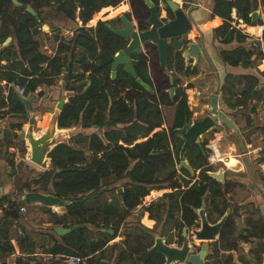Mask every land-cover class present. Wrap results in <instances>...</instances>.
Listing matches in <instances>:
<instances>
[{
	"label": "trees",
	"instance_id": "obj_1",
	"mask_svg": "<svg viewBox=\"0 0 264 264\" xmlns=\"http://www.w3.org/2000/svg\"><path fill=\"white\" fill-rule=\"evenodd\" d=\"M123 1L16 0L14 3L13 0H0V43L11 38L6 46L0 48V82L23 85L25 93L22 96L27 97L42 85L56 84L58 76L64 72V89L73 93L62 106L58 127L68 128L81 123L82 128L94 127L102 131L100 134L79 133L72 136L68 144H58L49 153L51 166L48 170L31 180L22 182L20 177H16L13 182L18 192L24 189L42 192L67 202L64 214L48 211L54 224L64 227L86 225L63 235H58L50 227L53 245L47 253L52 257L44 264H63L66 256L71 255L81 258L79 264H164V257L159 251L149 250L154 242L152 233L163 237L164 231L148 228L143 226L144 223H152L155 219L163 222V229L175 228L182 233L184 227L189 230L198 226L196 210L203 202L207 218L212 223L230 210L218 239L207 243L203 264H209L214 257L218 259L220 249L228 253L220 256L219 264H250L244 258H236L235 252L239 247L231 239L238 208L231 207L222 182L209 174L217 172L221 166V162H208L209 144L215 140L213 132L202 137L201 146L205 154L196 143L190 144L185 151V159L193 174L185 168L180 169V175L176 174L175 166L179 163L183 139L174 129L180 128L185 118L190 123L192 116L184 92L192 85L188 83L185 88L182 87L183 82L177 74L187 78L198 74L197 65H184L182 52L188 41H170L164 67L153 45H147L146 54L153 53L157 58V89L149 74L147 55L131 54L136 76L151 87L150 93L122 65L116 67L114 78L110 77L113 56L125 48L127 41L109 31L105 24L115 27L113 22L120 21V16L100 20L94 27L85 26L102 8H116L125 3ZM151 1L158 10L159 0ZM162 1L165 4L166 0ZM128 3L131 12L123 14L127 18L132 14L139 23L138 27H145L149 8L143 0H128ZM259 5H264V0H213L211 17L218 16L223 20L221 25L213 28L214 36L223 44L233 41L245 43L248 35L236 27L238 22L232 18V11H235L237 19L250 25V13ZM27 6L35 11L36 16L26 10ZM165 10L167 18L172 19L173 13L168 6ZM49 12L61 14L66 21L78 18L82 24L74 28L70 38L54 36L56 47L53 54L42 50L41 41L37 38L40 31L49 26L46 17ZM256 24H262V20L256 19L253 25ZM48 28L51 30L54 27ZM257 44L252 43L250 48L238 46L220 51L221 60L232 67L252 68L263 56ZM2 61L5 63L2 64ZM259 84V78L253 74L225 73L220 83L223 104L228 109L240 107L246 110L252 102L249 112H253V101L264 96V88H260ZM171 87L174 88L172 96L169 94ZM2 90L0 85V92ZM42 94V91L37 92L38 96ZM22 96L9 87L7 100L0 97V119L7 113L26 118ZM188 100H192L191 94H188ZM7 103L11 107L2 111ZM161 107L170 117L163 115ZM244 117L249 122V114ZM164 123L167 127L161 128ZM20 125L14 124L11 129H20ZM156 128L160 129L154 131ZM138 139L143 140L135 142ZM9 147H12L9 141L5 145L0 143V155L4 153L9 165L13 166V154L8 151ZM21 153L23 157L24 146ZM260 162H264V157ZM20 166L22 162H19ZM228 174L234 172L225 170L223 178ZM118 188H122L121 193H115ZM153 189L172 191L164 192L156 202L141 205L142 199ZM5 199L0 197V204ZM7 203L11 209H16L23 201L8 200ZM138 205H141L138 217L143 215V225L136 224L131 231L129 237L133 243L114 242L106 246L107 242L119 236V226ZM144 212H148L149 216ZM9 225V222L0 225V233L5 239L0 244V253H13L10 240L14 238L20 252L26 254L25 259L18 258L15 264H27L35 257L32 256L36 244L34 234L21 226V233L12 238L8 235ZM109 229L112 234L108 233ZM238 239L243 242L258 240L257 246L249 253L255 256L254 264H264V218L257 206L245 217V227Z\"/></svg>",
	"mask_w": 264,
	"mask_h": 264
},
{
	"label": "water",
	"instance_id": "obj_2",
	"mask_svg": "<svg viewBox=\"0 0 264 264\" xmlns=\"http://www.w3.org/2000/svg\"><path fill=\"white\" fill-rule=\"evenodd\" d=\"M143 1L150 10L149 16H147L144 20L146 25L144 29H139L137 19L134 17L132 20L128 19L124 14L120 16L121 23L119 26L112 27L110 24H105V27L112 33L122 36L127 41L125 48L123 50H119L113 56L110 77L114 78L116 67L118 65H122L123 69L134 77L138 84L151 93V87L136 76L135 70L132 66L131 54L144 53L147 45L151 44L156 47L159 62L161 66L164 67L166 63L167 46L170 41L172 39H183V37L191 31L193 26H196V23L192 16L193 7L191 6L187 10H184L183 5H179L173 0H166L165 4H163V6H158L159 9L157 10L155 4L151 0ZM13 2L16 3V0H13ZM190 2H196V0H184V4H188ZM165 6H168L170 11L173 13L172 19L167 18ZM162 7H164V15L161 11ZM26 10L36 16L35 11L30 6H27ZM250 18L251 23H254L255 20L259 18V10H253L250 13ZM184 39L186 38L184 37ZM192 39L190 38V41L187 42L185 48L183 49L182 56L192 58L194 65H196L199 56L202 52H205V48L202 40L198 43ZM10 40L11 38L8 37L6 42L3 43V46H6ZM173 90L174 88L172 87L169 89L170 96L173 95ZM34 97V95H30L27 98H21L25 108L28 125L26 129H21L19 131L18 137L25 142V160L41 170L46 171L51 166V159L49 157L51 150L58 144H68L69 139L72 136L79 134V132L75 133V130L72 129L73 126L68 128L58 127L57 121L59 113L63 104L67 101H59L55 110L48 109V114L43 121V128L41 130H35V120L30 115ZM218 98L219 96L217 93L211 94L209 102L210 114L199 120L191 121L190 123H188L185 118L182 126L174 129V131L183 139V144L179 151V163L177 165L178 170L185 168L193 174V169L189 166L184 156L188 146L192 143H196L204 153L201 146L204 134L210 133L213 129H217L216 124L220 122L226 124L227 126H232L225 115L219 112ZM78 124L81 125V123H77L76 125ZM209 174L218 181H223L222 170L209 172ZM121 191L122 188H120L118 192L121 193ZM20 199L26 204L38 203L49 207L65 203V201L57 196L37 191L24 192L21 194ZM196 213L198 215L200 226L199 228L194 227L190 230V237L198 239L200 242H205L201 246L198 253H193V249L190 247L186 227L182 229L183 238L182 244L179 247L166 243L163 240V237L156 233L152 235L154 242L149 250L159 251L164 257V264H177L185 261L191 262L192 264L204 263L208 250L207 242L218 239L222 225L229 214V210H226L224 215L215 223L209 222L204 202L201 207L196 210ZM81 227H84V225L75 224L70 227L57 226L54 228V231L58 235H63ZM108 233L112 234V230L109 229Z\"/></svg>",
	"mask_w": 264,
	"mask_h": 264
},
{
	"label": "rangeland",
	"instance_id": "obj_3",
	"mask_svg": "<svg viewBox=\"0 0 264 264\" xmlns=\"http://www.w3.org/2000/svg\"><path fill=\"white\" fill-rule=\"evenodd\" d=\"M123 2H125L129 8V10L127 12H131L129 4H128V0H124ZM183 1L178 2L179 5H183V7L187 6L186 4L183 3ZM202 2L204 4H209L210 2L213 3V0H202ZM163 2H162V6H163ZM120 6V5H119ZM164 15V14H163ZM47 20L49 22V26H53L54 28H52L51 30L48 28L49 26L47 25L46 28H43L40 31V34L37 36V38H39V40L41 41V48L43 50H46L48 53L52 54L54 52L55 46H56V42L54 40V34H58V36H69L66 34L65 29H68L69 31H73V28L75 26V22L76 21H66L64 20V18L61 16V14L55 13V12H49L47 14ZM93 17V16H92ZM116 17V16H115ZM114 18V17H112ZM93 19V18H92ZM107 19H111V18H103V19H96V22L94 25H92V27H94L98 21H104ZM90 22L86 23V26L89 27ZM249 35V34H248ZM249 43L246 45L247 48H250V46L252 45V43H259L260 44V48L262 50V46L260 41H258V39L254 36H249V40H247ZM6 40L3 42L5 43ZM10 42V41H9ZM260 50V51H261ZM152 54V55H151ZM148 54V65H149V70H150V75L152 76L153 82L155 84V87L157 89V65L156 64V55H154L153 53ZM184 58V65H191L194 66L193 63V59H191L190 57H183ZM220 54H219V62H222V60L220 59ZM188 59V60H186ZM191 61V62H190ZM152 62L154 65H152ZM260 60H258L255 63V66L258 65L257 70L259 71L260 69L263 68V65L261 67H259L260 65ZM207 72L210 71V73L208 75H202V78H198V76L196 75L195 77L197 79L191 81V85L193 87L194 93L190 92L189 94L192 95V100L189 101L188 100V94L186 93V98H187V104L189 106V109L192 110V116H191V121H195V120H199L201 118H203L204 116L210 114V106H209V102H210V96L212 93H214V89L217 86V81H218V77L219 79L222 77V73L223 71H220L218 69H216L215 71L213 66H209L204 68ZM202 71V68H199V72ZM204 73V72H202ZM64 72L58 76L57 78V82L56 84H54L52 87L50 86L48 88V86H42V92L43 94L38 96L37 92L39 91V89H37L35 91L34 95V99L32 101V107L30 110V115L34 118L35 120V125H34V129L35 130H41L43 128V121L46 117V115L48 114V109H52L55 110L56 106L58 104L59 101H67L68 97L73 93L72 91H67L64 89L65 86V82L63 81L64 79ZM192 77H184L182 74H180V79L182 80L183 84L182 87L185 88L186 84H187V80L191 79ZM170 80L172 79L171 77L169 78ZM207 83L209 84L208 87ZM219 104H218V110L220 113L224 114L225 117L228 119L229 123L232 125L227 126L224 123H218L216 124V128L217 129H213L211 132H213V137L215 138L214 142L210 143V144H214V147L218 148L219 151L221 152H227L230 151L231 153H233V155L237 156L241 165L244 167L245 176L242 175H238V173H235L234 175L229 174L228 176H226L223 181H222V187L225 189L226 192V198H228L231 202V207L233 208H238L239 212L241 214H238L235 216V230L234 233L231 237V239L235 240L237 242V244H241L240 240L238 239L240 232L243 231V226H244V210L246 209H239V203L238 201L241 200L242 196H244L245 194H247V192L242 191L241 194H237V191L240 190V187L238 186L240 183L237 182V180L239 179H247V180H255L258 182H262V188H264V162H260V159L262 157H264V128L259 127V120L257 117V113L255 114L256 116L254 117H249V122H246L244 115L249 113V109L250 106L252 104V102H250L248 104V108L246 110L238 107L234 110L232 109H228L222 102L221 99V92L219 91ZM260 104V103H259ZM258 104V108H260V110L263 107V105H259ZM162 109V113L165 117H167V111L165 110V108L161 107ZM39 112V115H37L35 117V114ZM168 117H170V115H168ZM24 120L26 118H23ZM167 125L164 123L161 128H166ZM73 130H75L76 132L82 133V134H89V133H101L102 131H99L98 129L92 127L89 129H85L82 128L81 125H76L72 127ZM157 129L160 128H156L154 131H156ZM218 130V131H217ZM153 131V132H154ZM216 131V132H215ZM152 133V132H151ZM150 133V134H151ZM19 138V137H18ZM20 139V138H19ZM143 139H138L135 142H139ZM70 141V139H69ZM17 144L16 146V151L19 154V150L21 148V142L18 141V139L16 138V142ZM209 144V146H210ZM25 146V145H24ZM209 157H208V162L210 164H218V162H221V166L219 167L218 170H222L224 171L225 169H227V167L224 165V163L222 161H211V156L213 154V150L212 147H210L209 150ZM15 157V155H14ZM25 158V156H24ZM227 163L228 167H235L239 164V162H235L233 159H230V157H228L227 160H225ZM232 161V162H231ZM30 165H32L33 167H30L28 165H22L16 169H11V173H13V180L16 181V177H20L22 179V182L25 180H31L32 178H35L38 174L42 173L43 170H41L40 168L34 166L33 164L30 163ZM248 168V169H247ZM175 170H176V174L180 175L181 171L177 169V165L175 166ZM120 188H118L115 193H119ZM172 191L171 189H160V190H150L149 192V197L148 198H143L142 199V204L144 206H147L151 201L156 202L158 200V198L164 193V192H170ZM141 205H138L137 209L134 210L128 217H126L124 219V224L119 226V231H118V235L120 237V239H116L117 241L120 240V242H125V243H133V239L130 236L131 231H133L134 226L136 224H142L141 223V217H138V213H139V208ZM244 205H241V207ZM230 212V210H229ZM214 218V217H213ZM198 226L196 228H199L200 224H199V219H198ZM154 221L152 223H148L145 222L143 226L146 227H153L154 225ZM212 223V222H211ZM163 222L161 221H157V223L155 224V229L156 230H162L164 231V236H163V240L165 242H170L168 244L172 245V246H181L182 244V233H180V231L178 229H169V228H164L162 226ZM172 225V223H171ZM190 230H187V235L189 236V244L190 247L193 249V253H198L199 252V247L201 245L202 242H200V240L198 239H193L190 237ZM158 234V233H156ZM122 240V241H121ZM126 240V241H124ZM212 241H208L207 243H211ZM125 243H121L122 245ZM250 246V245H249ZM242 251L246 252L245 250L248 248V246H241ZM228 253V251H225L223 249H220L217 256L219 257L217 259V257H214L212 259H210V261L216 262L215 264H218L219 261L221 260L222 257H220L221 255H226ZM240 253V251H237L236 254L238 255ZM177 264H188L187 261L182 262V263H177Z\"/></svg>",
	"mask_w": 264,
	"mask_h": 264
},
{
	"label": "crops",
	"instance_id": "obj_4",
	"mask_svg": "<svg viewBox=\"0 0 264 264\" xmlns=\"http://www.w3.org/2000/svg\"><path fill=\"white\" fill-rule=\"evenodd\" d=\"M173 1H175V0H173ZM181 1H183V0H181ZM162 2H163L162 0H159L158 6H162L161 5ZM175 2H177V1H175ZM123 4L126 6V10L119 11L118 13H116L112 17L121 16L123 13H126L129 10L127 4L126 3H123ZM186 5L187 6L183 7L184 10H187L190 6L193 7L192 16L195 20L196 26H193L191 31L187 35L184 36L186 39H184V37H183V39H181V40L190 41V38L192 39L194 37L192 40H194L198 43L200 42V40H202L204 48H205V52H202V54L199 56L198 62L196 64L197 68H198V74H199V76L197 74L198 78H202L203 74L208 75L210 73V71L207 72L204 69L205 67H208V65H209V66H213V68H214L213 71H215L216 69H218L219 72L223 71L222 77L224 76L225 73L253 74L259 78V82H260L259 87L264 88V71H263V69H264V58H263L264 54L263 53H262L263 56L260 59L261 62L259 65V67H261L263 65V68L260 69L259 71L257 70L258 65H256V67H252V68H243L241 66L232 67V66L224 64L223 62H219V59H218L220 51L231 50V49L238 47V46H246L249 43L247 41V40H249V36L256 37L258 35V33L261 29L260 28L261 25H264V5H259L257 7V9H255V10H259V19L262 20V24L253 25L254 23H251L250 25H248V24L244 23L241 19H237L235 11L234 10L232 11V18L235 19V21L237 20V22H238L236 27L239 28L244 34H247V35L249 34V35H248V38H247L245 43H237L236 41H233L229 44L220 43L219 42L220 39L215 37L213 34V28L221 25L223 20L218 16L211 17V7H212L211 2L209 4H204L202 2V0H196V2H190ZM108 7H109L107 9L108 11L105 12L98 19L112 18V17H109V15L111 13H113L114 11H117V9H119V7H116V8H113L111 6H108ZM161 11H162V14H164V12H165L164 7L161 8ZM75 21L76 22H75L74 28L82 25L81 21L78 18H76ZM95 22L93 24H90V26L94 25ZM74 28H73V30H74ZM65 32L69 36L68 37L67 36H61V37L70 38L73 34L72 30L69 31L68 29H65ZM55 35H58V34H54V36ZM188 38H189V40H188ZM257 47H258V49L261 50L259 43L257 44ZM261 52H262V50H261ZM186 60H188V59H186ZM1 63L4 64L5 61H2ZM193 63H194V61H193ZM200 67L202 68V71L199 72ZM202 72H204V73H202ZM177 75L180 77V74H177ZM222 77L220 79L218 77L217 86L214 89V93H217L218 96H219L218 92L220 91V83H221ZM195 79H197V78L195 76H192L191 79L187 80V84L191 83V81H193ZM0 85L2 86V89H3L2 92H0V97H3L4 100H7L8 89H9V87H13V85L7 84L5 81H1ZM42 86H44V87L48 86V88H49L50 86L52 87L53 85H42ZM42 86L38 87L37 89H39V91H42V89H43V88L41 89ZM208 86H209V84L207 83L206 87H208ZM189 90L194 93L193 87L186 88L185 92H187V94H189ZM27 97L22 96V98H27ZM261 101H262V103H261ZM254 103H255V109L253 112L248 113L249 117L251 119V117L256 116L255 114L257 113L256 118L260 119L258 125H259V127L264 128V108H262L261 110H260V108H258L259 103H260L259 105H263V107H264V96L262 98H260L258 101H253V104ZM218 104H219V100H218ZM10 107H11V104L7 103L1 110L2 111L8 110V108H10ZM37 115H39V112L35 114V117ZM14 124H21L20 129H17V128L11 129ZM27 125H28L27 119L24 120L22 117L14 114V113L4 114L3 117L0 119V143L5 145L6 142H8V141L11 142L12 147H9L8 151L13 154V157H12L13 166L9 165V162H8L4 153H2L0 155V197L4 196L6 198L5 201L2 204H0V225H2L3 223H6V222L10 223V225L8 226V235L12 238L18 236L19 233H21V228H20L21 226H24L25 228H27L28 230L33 232L34 240H35L36 244L34 247L35 252L32 254V256H35V257H32L30 260H28L27 264H44L45 261H47L49 258L52 257L51 254L47 253L48 249L53 245V242L50 240L49 228L52 227L54 229L57 226L64 227L62 225L54 224L53 219L50 217L48 211H50L51 213H57L59 215L64 214L66 212V203L67 202L64 204H59L56 206L49 207V206H44V205H41L38 203L26 204L23 201V203H19V205L16 209H11L9 207V205L7 203L8 200H15L17 202H20V201H22L20 199L21 194H23L24 192H27V190H25V189L22 192L17 191L16 186L13 184V182H14L13 173H11L10 170L13 168L14 169L18 168L19 162H22V165H28L30 167H33L32 165H30V163H28V161L25 160L24 156L23 157L21 156L22 155L21 148L24 146L25 142L17 137L19 134V131L21 129H26ZM14 135H17V136H14ZM263 135H264V133H263ZM16 138L18 139V141L21 142V145H22L20 150H19V154L16 151V146H17V144L15 143ZM14 155H15V157H14ZM221 155L224 158V163H225L224 165L227 167V169H225V170H230V171L234 172V174L238 173V175L245 176L244 175V173H245L244 167L241 165L237 156L233 155V153H231L230 151L221 152ZM228 157H230V159H233L235 162L238 161L239 164L235 167H228L227 163L225 161L228 159ZM225 170L223 171V174H224ZM234 174H231V175H234ZM237 182L240 183L238 185L240 187V190L237 191V194H241L242 191L247 192V194L242 196L241 200L238 201L239 206H240L239 209L240 208L241 209L246 208L244 210V213H243L244 214L243 215L244 216L243 228H244L245 227V217L247 216L248 212L253 211L255 206H257L260 209L261 215L264 218V188H262V185H263L262 182H258L255 180L239 179V180H237ZM148 197H149V195L146 196L145 198H148ZM151 202H154V201H151ZM241 205H244V206L241 207ZM22 206H24L26 208L25 212H22L20 210V208ZM144 213L148 214V216H149L148 212H144ZM238 214H241L239 212V210H238ZM142 216H141V219H142ZM153 220L155 222L153 227H148V228H155V224L157 223V220H155V219H153ZM81 225H84V227H81V228L86 227L85 224H81ZM153 234L154 233H152V235ZM116 239H120V237L117 236L113 240H110L109 242H107L106 246H109L114 242H120V240L117 241ZM2 242H5V239H4L3 235L0 233V244ZM10 242L14 248V251H13V253L8 254V255L0 253V264H15V262L18 258L25 259L24 257L26 256V254L20 252L15 239L14 238L11 239ZM258 242L259 241L256 239H251V242H243L240 240L241 244L238 243L239 249L237 250V251H240V253L237 255L236 254L237 251L235 252L236 258H244L250 264H254L255 256L251 255L249 253V250L254 249L257 246ZM241 246L242 247L248 246V248L245 250L246 252L242 251ZM209 264H215V262L212 263L209 260Z\"/></svg>",
	"mask_w": 264,
	"mask_h": 264
},
{
	"label": "built area",
	"instance_id": "obj_5",
	"mask_svg": "<svg viewBox=\"0 0 264 264\" xmlns=\"http://www.w3.org/2000/svg\"><path fill=\"white\" fill-rule=\"evenodd\" d=\"M260 28H261V29H260L258 35L256 36V38L258 39V41H260L261 46H262V53L264 54V39H263V30H264L263 28H264V25H261ZM1 47H4V46H3V42L0 43V48H1ZM263 58H264V56H263ZM263 71H264V69H263ZM13 88H14L15 92H16L18 95H20V96H22V95L25 93V87H24L23 85H20V84H14V85H13ZM261 103H262V101H261ZM210 147H212V150H213V153H214V150H215L214 144H210ZM20 210H21L22 212H25V211H26V208H25L24 206H22V207L20 208ZM80 261H81V258H79V257H77V256H74V255H71V256H67V257H66V260L64 261L63 264H79Z\"/></svg>",
	"mask_w": 264,
	"mask_h": 264
},
{
	"label": "bare ground",
	"instance_id": "obj_6",
	"mask_svg": "<svg viewBox=\"0 0 264 264\" xmlns=\"http://www.w3.org/2000/svg\"><path fill=\"white\" fill-rule=\"evenodd\" d=\"M177 2H180L181 0H175ZM119 9H117V11H114L113 13H111L109 15V17H112L114 16L116 13H118L119 11H124L126 10V6L124 4H121L120 6H118ZM109 7H104L102 8L99 12L95 13L93 15V19L90 20V23L89 24H93L96 19L100 18V16H102L105 12H107ZM211 161H222L224 163V158L223 156L221 155V152L219 151V149L216 147L215 150H214V153L212 154L211 156ZM225 164V163H224Z\"/></svg>",
	"mask_w": 264,
	"mask_h": 264
},
{
	"label": "flooded vegetation",
	"instance_id": "obj_7",
	"mask_svg": "<svg viewBox=\"0 0 264 264\" xmlns=\"http://www.w3.org/2000/svg\"><path fill=\"white\" fill-rule=\"evenodd\" d=\"M132 18H133V15L132 14H130V16H129V18L128 19H131L132 20ZM120 21H114L113 22V25L115 26V27H117V26H119L120 25ZM146 27V26H145ZM145 27H143V28H140L139 27V29H144ZM153 49H155V51L157 52V49H156V47L155 46H153L152 47ZM144 54H146V52H144ZM147 55V54H146ZM148 56V55H147ZM148 58V57H147ZM147 64H148V62H147ZM149 68V67H148ZM149 74H150V70H149ZM155 90V89H154Z\"/></svg>",
	"mask_w": 264,
	"mask_h": 264
}]
</instances>
